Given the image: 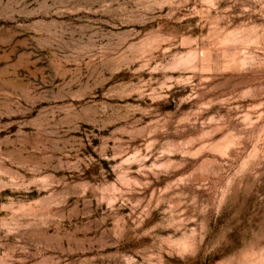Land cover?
Listing matches in <instances>:
<instances>
[{"label": "rangeland", "instance_id": "1", "mask_svg": "<svg viewBox=\"0 0 264 264\" xmlns=\"http://www.w3.org/2000/svg\"><path fill=\"white\" fill-rule=\"evenodd\" d=\"M0 264H264V0H0Z\"/></svg>", "mask_w": 264, "mask_h": 264}]
</instances>
